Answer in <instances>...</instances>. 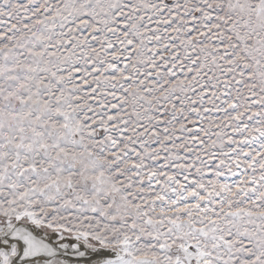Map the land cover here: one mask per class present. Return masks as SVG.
<instances>
[{"label": "snow or ice", "instance_id": "obj_1", "mask_svg": "<svg viewBox=\"0 0 264 264\" xmlns=\"http://www.w3.org/2000/svg\"><path fill=\"white\" fill-rule=\"evenodd\" d=\"M0 264H264V0H0Z\"/></svg>", "mask_w": 264, "mask_h": 264}]
</instances>
